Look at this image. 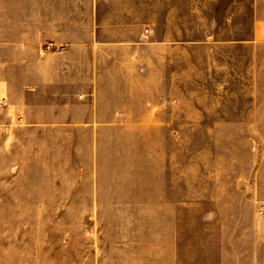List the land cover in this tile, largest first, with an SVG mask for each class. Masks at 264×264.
Returning <instances> with one entry per match:
<instances>
[{
  "label": "rangeland",
  "instance_id": "1",
  "mask_svg": "<svg viewBox=\"0 0 264 264\" xmlns=\"http://www.w3.org/2000/svg\"><path fill=\"white\" fill-rule=\"evenodd\" d=\"M230 55L180 121L100 138L20 122L30 59L0 57V264H264V45Z\"/></svg>",
  "mask_w": 264,
  "mask_h": 264
},
{
  "label": "crops",
  "instance_id": "2",
  "mask_svg": "<svg viewBox=\"0 0 264 264\" xmlns=\"http://www.w3.org/2000/svg\"><path fill=\"white\" fill-rule=\"evenodd\" d=\"M246 45L264 0H0V57L30 59L20 122L55 136L180 121L181 85Z\"/></svg>",
  "mask_w": 264,
  "mask_h": 264
},
{
  "label": "built area",
  "instance_id": "3",
  "mask_svg": "<svg viewBox=\"0 0 264 264\" xmlns=\"http://www.w3.org/2000/svg\"><path fill=\"white\" fill-rule=\"evenodd\" d=\"M3 103V102H2Z\"/></svg>",
  "mask_w": 264,
  "mask_h": 264
}]
</instances>
